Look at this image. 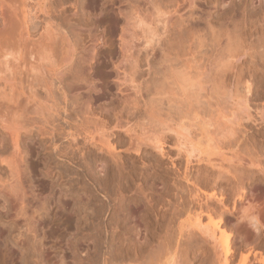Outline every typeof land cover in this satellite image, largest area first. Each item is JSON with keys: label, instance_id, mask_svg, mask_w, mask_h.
<instances>
[{"label": "bare ground", "instance_id": "obj_1", "mask_svg": "<svg viewBox=\"0 0 264 264\" xmlns=\"http://www.w3.org/2000/svg\"><path fill=\"white\" fill-rule=\"evenodd\" d=\"M23 1L0 0V75L5 73V70L12 71L11 68H14L16 65L13 64V61L15 60L17 62L19 59L21 60L22 58L20 56L26 55V58L29 57L26 61L30 63V66L27 63L30 68H33L32 66L35 68L36 65H43L42 63H44L45 60L51 61V68H53L51 69L53 71L51 80L52 88L45 85L43 86L44 81H40L42 78L39 79L38 77H32L34 83L37 84H29V91L31 92L25 100L27 102L22 99L23 103L25 102L26 104L23 105L25 106L23 110H31L38 115L39 111L47 110L45 108L47 104L44 103L54 98L53 95L55 89L64 95L65 106H63V110H60L55 106L57 111H47L49 114L48 117L46 116L44 124L48 125L52 131H47L49 128L46 129V126L41 129L39 128L40 130L38 131H40V134L43 137L46 136V138L49 139L46 144L54 146L51 151L56 155L54 156L59 159H66L69 157L68 150L62 149L61 145H59L61 142L58 143L61 136H64L63 132H65V135L69 138L70 142L67 144L70 149H77L75 153L78 155L74 153L72 154V157L68 158V160L70 161L69 163H74L76 165L77 172L75 174L80 179H72L69 170H64L60 163L54 168L50 166V170L48 169L49 173L48 171L46 173L56 177V181L60 185V188H66L65 191H67L64 193L69 195L71 200L75 201V205L73 206H77L78 208V211L76 210V212H79L80 216L78 219H81V224L83 223L85 226H81V224L78 225L82 228L90 227L91 229V227L93 228L92 225H95V220H98L99 224L102 225L99 219L103 218V212L104 214L107 212L105 211L106 207L98 211L93 208V206H97L94 205L96 198L94 197L95 199H93L92 192L88 187L81 183L83 177L81 179L82 174H79V171H82L81 168H84L83 165L89 168V162L91 163L85 150L81 148L82 146L79 147L78 145L81 138H83L84 147H89L90 151H88V154L94 156L92 161H95L96 164H98L97 169L101 168L106 162L105 164L107 165L108 170L104 176L105 181L110 180V176H113V172L116 174L114 179L117 177L120 178V175H122L124 179H127V175H124V172L127 169L125 168L126 165L124 166V163H121L122 152L137 156L139 159L143 160L146 151L152 149L157 154L164 157L167 154H165V146L167 142L173 141L172 143L176 149L177 159H181L185 162V166H182L183 179L187 184L186 188L190 190L191 196L194 197L192 204L193 202L196 203V209H187L185 207L189 205L187 203V205L184 206L185 199H183L182 194H185L186 190L183 186L184 189L182 188L179 190V194H182L181 197H178L180 198V201L178 200V202L177 200L174 202L169 199L167 193H165L166 195L162 193L163 190H157V199L148 198L145 194V185L151 183L152 186H155L158 189L161 184L158 183V179L154 182L153 180L150 182V179L154 178L153 174L150 172L152 171L154 164H146V161H144L143 165H141L146 167H143L142 169H146L144 170V175L145 173L147 175L144 176L143 172L141 173L144 177L138 181L135 189H132L129 182L124 183L123 186L121 184L119 188V190H122L120 192H123L125 189L124 192L127 194L128 191L130 192L133 190V197L121 193L119 197L116 196L115 200H120L121 203L124 202V206L116 205V208L110 206L112 203L108 205V207L113 210L112 216L107 224L108 228H106L111 229V232L113 231L112 234L110 233L111 237L109 241L110 243H114L115 241L121 242L122 260H130L133 264H158L159 262V264H191V261L188 259V256L190 255L189 253H194V257L196 256L195 258H201V260L205 261L206 255L202 248L207 245L213 250L215 257L220 263L229 264L232 256L229 234L224 226V220L228 215L224 208L227 206L228 202L233 201L234 205L231 212H234L235 204H237L236 202H242V200L245 201V199H247V192L251 193V198H253L254 201H259L262 198V195L259 193V187H250L247 185L248 183L245 182L248 176L247 174L250 173L249 166L254 162L252 158L253 139H249V136L246 137V131L242 130L245 134L243 138L245 139L246 144L245 149L242 151L240 138H237L236 135L237 132H242L240 127L243 125L239 124L242 115H244L247 120L250 119V103L253 82H255L259 74L262 76L259 83L264 82V0H259L260 7H262V15L259 16L257 10L253 11L252 14V37H255V41H253L255 42L256 48L254 55H248L251 56L249 57L250 60L248 59L241 62L247 53L243 54V47L238 45L228 52L225 51L224 53H217V55H215L216 58L214 61L216 62L218 57L219 61H226V63L222 62L224 65L220 62V64L218 62H212L213 60L206 61V63L203 62L204 64L199 62L198 64V62L196 63L195 59L190 55L191 60H193L192 63H194V61L196 63L192 64L191 61H189L190 58L188 59L189 56H186L188 51H184L186 52L184 54L185 58L187 57L186 59L188 60H184V57L182 60L181 56H183V53L182 55L179 51L171 53L172 48L169 47V51L166 48V42L163 43L165 46L163 45L164 47H161V37H158V40L153 43V38L155 37L153 35L151 39L150 36L156 31H154L153 28L157 29L158 25L161 24L163 25L161 26L163 27L162 30L167 32L171 27L170 22L172 23L170 16L169 18H163L166 16H163L165 15L164 13L162 15L159 5H156L153 2L154 0L152 1L153 3L146 0L144 7L141 6L143 7L142 9L139 6L136 11L134 10L135 12H132L135 13L134 15L138 22L141 23L140 25L143 23L146 26L145 33L149 31L145 35H142L143 39L136 38L135 36L137 34L135 36L133 35L135 38L131 35L132 41L137 39V43L141 42L142 46L143 44L145 45L143 48L145 51L138 50L136 46L139 47V45H136L137 43L135 41L132 42L130 35L127 33L129 30H124L119 37V52L114 51L116 54L118 53V56L120 55L119 60H117L118 58L116 59L117 62L113 60V58L116 57V54L111 53L110 50L106 51L97 49V46L95 47L93 44L91 47L87 46L88 48H84L82 53L80 52L82 55H79L80 57L77 59L80 62L76 64V50H72L73 47H71V44L76 41V38L73 37V35H64V38L61 37V39L65 40V43L60 42L62 45L59 49H57L58 47H55L56 50L53 48L48 49V47L45 49V46L43 47L44 49L37 47L36 45L41 43L43 39L39 42L30 40L31 37H33L31 36V27L34 25L31 20L33 21L34 18L32 19L30 10L28 9L29 6ZM115 6H109L110 9L108 10L109 12H107L119 13L118 15L121 14L122 16V8H117L119 5ZM80 10L82 11L80 12ZM80 10L76 13L74 12L76 17L80 13L83 15L86 14L83 10V3L81 4ZM131 11L133 10L131 9ZM153 11L156 15H154V18L157 17V21L159 22H157V28L156 26L153 28L151 27L153 22L156 23L154 18V21L151 19V16L153 17ZM52 12H54V10ZM46 13L47 11L44 13L45 18H47ZM48 14L49 13H47V15ZM63 18L61 21L62 25L65 23L64 26H68V28L71 29L74 28V22V24H72L71 21H68L69 19L63 20ZM45 21H47V19H45ZM30 24L33 25L30 26ZM125 31L128 35H126ZM41 36L45 37L42 34ZM128 36L130 40L128 39ZM131 43H135L136 46L133 47L134 45ZM154 44L159 47L157 48L159 50L154 48L156 47ZM29 46H32L31 49H27ZM34 46L36 47L34 48ZM24 53L25 55H23ZM17 54L20 55H18L20 58L16 56ZM189 54L192 53H188V55ZM140 56L145 58V65L147 67L146 73L143 72L142 69L144 64L142 65L140 62L141 60H138ZM9 58L13 59L10 60ZM106 59L112 62L115 66V70H117L115 74L116 77L113 78L114 81L112 82H107L108 79L103 77V61ZM49 65L50 64L48 63L47 66ZM43 68L47 71L44 65L41 69ZM33 70L35 71V69L31 70L34 73ZM38 72L40 71L38 70ZM66 72H70L68 74L73 76V80L70 79L69 81V78L68 80L64 79ZM50 73V71L47 73L50 77H48L49 80L51 79ZM1 78L5 79L6 77L0 76V89H2V91L0 90V127L4 131L5 136L11 139V144H13L14 150L22 155L20 153V144L24 138V133L22 132L25 128L20 126V123L24 119L20 121L22 115L20 114V119H18L15 112L17 114L18 111L16 110L20 111L22 109L23 103L18 101L19 97L15 93V85L9 83L6 79L5 81H1ZM230 86L232 87L230 88ZM38 87H43L45 91V98H43L45 100L43 98H39L38 100V96L40 95V93L39 95L37 94L38 92L36 89ZM54 87L56 88L54 89ZM112 88L115 89L114 92L112 91ZM230 102V112L227 113V109L225 108L227 105L225 103L230 104ZM222 106L226 109V114L225 112L221 113L223 112ZM46 107L48 108L49 106ZM193 112L195 115H192L194 118H191ZM213 113L216 114L213 115ZM95 114L104 116L106 121L97 120L98 116L97 119H88V116H95ZM85 115H88V118ZM73 116L74 118H79V120L81 118V121H77L79 122L77 125V122L74 120L76 122L75 125H73L74 127L68 126L69 131L67 132L62 128L63 126H61V122H63L64 125H69V119H72ZM203 116H209V119H207L208 121L205 119V121H202V119L205 118ZM213 116H216L218 122L213 123V119L216 121ZM132 120H135L134 122L142 120L140 126L136 125L140 130L132 128V125L134 124L135 126L136 123H133L131 127L129 126L131 124L130 121ZM17 121L19 122L17 123ZM193 121H196L198 124H205V126H202V124L201 126L200 124H195ZM88 124L92 127L93 125L94 127L96 126L95 129L98 128V125H100L101 128L97 129L98 131L94 130L91 132L89 131L91 128H89V130L87 128ZM34 125L35 124L32 126L34 127ZM211 127H214V129H211ZM121 132H124L126 134H124L125 137L128 138V142L125 141L127 143L124 142V145L121 140V142H119L116 141L115 138L117 137V133ZM61 139L63 140V137ZM73 144L74 146H72ZM45 146L48 148L47 145ZM70 149V152L73 151ZM227 149L231 150V154L229 152L230 156L225 155V150L227 151ZM218 162H228V168H224L223 164H217ZM6 164L11 175L9 174V178L5 181H1L0 178V194L4 193L5 196H7L6 198H11V200H9L10 202L12 201L13 208H15L13 213L14 218H11L9 223L14 225L15 228L19 227L20 223H23V225L20 224L22 225V227H20L22 232L20 231L18 235L13 237L12 244L6 239H4L1 244L4 242L5 247L9 244L11 247L15 248L17 260L21 264H45L47 263V257L43 254V249L39 247V232L44 231V235L53 232V228L51 227H53V222L56 221L55 219L57 218L58 212L60 209L64 211V208L62 209L64 205L62 203L61 205L58 199V195L64 190L61 189L59 194L55 197L52 195L45 196L43 189L39 185H36L37 182H34L35 178L33 179L32 176V164L25 162L23 157L20 161H9ZM238 169H241L242 173H232V171H237ZM126 174L130 176L128 171ZM96 176H89V182L93 186L94 184L95 186L98 184L100 186L101 178ZM114 182H117V180ZM224 182H226V184H224ZM67 183H71V187H69V185L66 186ZM117 184H120L119 181ZM71 188L72 190L68 191V189ZM179 194L177 193L175 196H179ZM115 200L113 202H115ZM141 203L144 204L142 205V208L140 206ZM158 206H160L161 209L159 208L157 210L156 207L158 208ZM218 209L220 210L218 211ZM161 211L163 212L162 214H160ZM186 213L188 214V218L186 222H182V229L184 230L185 228V230L184 232L179 233L180 236L177 234L179 237L174 240L172 236L170 237L169 232H171L170 230L172 229L170 224L173 222L174 218ZM8 214H6V216ZM151 214L154 216H151ZM74 216L77 217V215ZM9 217H11V214L10 216H7V218ZM166 219L170 221L168 226L171 228L169 227L166 229L164 227ZM122 224V227L119 226ZM0 227H3L0 228V236L2 238L1 231L2 229L6 230L7 228H4V224L0 225ZM81 227L77 228L80 230ZM163 228L165 229V232L160 233L163 231ZM57 229H59V226ZM133 231L134 235L131 236L134 237L132 238L128 235ZM164 233L165 235L161 237ZM143 234L145 242L140 243L141 237L139 236H142ZM155 238L158 240L156 242L158 244L157 247L165 245L166 243L175 246L173 252H167V256L164 257L167 259L165 261L163 260V263H161L162 259H160L158 263H156L157 260L156 262L153 260L156 256H153L154 253L151 248L153 247ZM182 240L184 241L182 242ZM184 245L185 248L183 247V249L182 246ZM149 246H151V248H149L151 250L147 253V248ZM254 263L264 264L263 246L257 245L254 251H251L242 257V264Z\"/></svg>", "mask_w": 264, "mask_h": 264}, {"label": "rangeland", "instance_id": "obj_2", "mask_svg": "<svg viewBox=\"0 0 264 264\" xmlns=\"http://www.w3.org/2000/svg\"><path fill=\"white\" fill-rule=\"evenodd\" d=\"M145 1L146 0H130V1L129 0H127V1L126 0H59V1L58 0H25L23 2H26V4L30 7V8L28 7V9L30 10V14L32 16V19L34 18L33 21L31 20V22L34 23V25L30 24V26L33 25V27H31V29H32L31 31L33 34V35L31 34V36H33V37H31L30 40H33L35 42H39L43 39L41 41V43L36 45L39 48H43L45 46L44 47L45 49H47V47H48V49H50V48L55 49V47L56 48L58 47L57 49H59V47L62 45L61 43H63V42L65 43V40L61 39V37H63L64 35L65 36L66 35L67 36L73 35V37L76 38V41H74L71 44V47H73L72 50H76L75 53H76V64H77L80 62L77 59H79V57L82 55L81 53H82L83 49L86 48L87 46L91 47L94 44L95 47L97 46V49H102V50H106V51L110 50L111 53L116 54V52H114V51L119 52V47H120L119 37H120V34L122 33V31L129 30V32L127 31V33L130 35V39L133 35L135 36L137 34L135 36L136 38H142L143 37L142 35H145L146 33H148L149 32L148 30H146L148 32L145 33V27L146 26L143 23H142V25H144V26L140 25L141 23L138 22L136 16L134 15L135 13H132V12H135L139 6L144 7ZM152 1L153 0H149V2H152ZM81 2L83 3V10L86 13L84 15L80 13L82 11V10H80L81 4H82ZM153 2L156 5L157 4L159 5V8L162 11V15H163V13L165 14L163 16H166V17H163V18H169V16H170L172 23L170 22L171 27L168 29L169 31H167V32L162 30L163 27H161V26H163V25H161V24L158 25V28H157V22H158L157 20L158 19H157V17L154 18L156 15L154 14V11H153L152 12L153 17L151 16V19L153 20V18H154L156 23L153 22V25L151 27L153 28L156 26L157 29L153 28L154 31L155 30L156 31L150 35L151 39L154 35V37H155V38H153V40H154L153 43H154V42H156V40H158L157 39L158 37L159 38L161 37L160 38L161 42H162V43L160 42L162 44L161 47H164L165 44H163V43L166 42V48L167 49L169 47L172 48L171 53H174V51H175V53L177 51H179V53L181 52L180 53L181 55L183 53V56H181L182 60H183V57H184V60H188L190 58V55H191V57L194 58L196 63L198 62V64H199V62L206 63V61L208 62L209 60L210 61L213 60L212 62H215L214 61L216 58L215 55H217V53L218 54L222 53V52L224 53L225 51L228 52L229 50L233 49L234 47H237L238 45L243 47V49H244L243 54L247 53L246 56L241 60V62H244L245 60H248V59L250 60L249 57H251V56H248V55H251V54L254 55L256 48H255V42H254L255 37H252L253 34H252V23H251L252 21L251 20H252L253 11H255V10L258 11L259 16L262 15V7H260L259 0H154ZM112 4L114 6L119 5V7H117V8H120V9L122 8L121 12H123V14H122L123 17L121 16V14L118 15L119 13H114V12L108 13L109 12L108 10L110 9L109 6L112 7L113 6ZM143 7H141V9ZM131 9L133 11H131ZM53 10H54V12H52ZM79 10H80V12H79L80 14L76 17L75 13L78 12ZM46 11H47V13H49L48 15L46 13L47 18H45V15H44V13ZM50 13H51V15H50ZM48 16H50V17H48ZM49 18L51 19V22H50ZM62 18H63V20L69 19L68 21H71L72 24L75 23L74 28L71 29V28H68V26H64L65 23H64V25H62L61 24ZM134 18H136V19H134ZM45 19H47V21L48 20L49 21L47 22V21H45ZM52 19H54V20H52ZM46 24L48 25V27ZM133 25H135V26H133ZM60 26H61V28H60ZM46 30H47V32H46ZM31 31H30V33H31ZM126 31H125V33H126ZM182 31H183V33H182ZM168 32H170V33H168ZM127 33H126V35H128ZM180 33H182V34H180ZM41 34L44 35L45 37L41 36ZM167 38H169V39H167ZM77 39H79V40H77ZM128 39H129V36H128ZM61 40H64V41H61ZM131 41H132V39H131ZM134 41L137 43V39H134L132 42H134ZM167 41H169V42H167ZM54 42H55V45H54ZM138 42H139V39H138ZM131 44L134 45L133 47H135L136 45H139V47L136 46V48H138V50L140 49V50L145 51L143 49L145 47V45L143 44V46H142L141 42L137 43L136 45H135V43L134 44L131 43ZM155 44H157V43H155ZM36 46H34V48ZM155 46L156 47H154V48H156V49L159 48V47H157V45H155ZM31 47L29 46L27 49H31ZM157 50H159V49H157ZM143 51H141V52H143ZM184 51H186V52L188 51V53H192V54L188 55V53H186ZM185 53H186L187 57L189 56L188 59H186L187 57L185 58V55H184ZM18 55L19 54H17L16 56L18 58L21 57L22 61L20 59L18 60V58H17V60H18L17 62H19V63H17L14 60L13 64L14 65L16 64V65H15V67L13 65V67L15 69L11 68L12 71L11 70L10 71L5 70V73H2V75H0V76L6 77L5 78L6 81L15 85L14 89L17 91V92L15 91V93L19 97V98L17 97L18 101L23 103V101L26 100L27 96L31 92V91H29L30 90L29 84H31V83H33V85L37 84V83H34V80H33L34 77L35 78L38 77L39 79L42 78V79H40V81H44L43 86L45 85L47 87H51V84H52L51 80H52V74H53V71L51 69H53V68H51V63H50L51 61L50 60H45V61H47V62L44 61L45 64L42 63L46 67L47 71H45L44 68L41 69L43 67V65H41V64H39L41 66L36 65L37 67L35 66V68H34V66H32L33 68H30L29 67L30 63L26 61V59H28L29 57L26 58L25 53L23 54L25 56L19 55L20 56L19 57ZM119 56L117 53L116 57L113 58V60L116 61L117 58H118L117 60H119ZM141 56L138 60L139 61L141 60L140 62L142 63V65L144 64L142 66V69H143V72L146 73L147 67L145 65L146 64L145 60H144L145 58L141 57ZM9 59L12 60L13 58H9ZM218 59L219 58L217 57L216 62L226 63L225 60L219 61ZM24 60L26 61V63ZM189 61H191V63H192L193 60H191V58H190ZM195 61H194V63H195ZM241 62H239V63H241ZM27 63L29 64V66L27 65ZM48 63L50 64L49 66H47ZM103 63H104L103 68H102V72L104 73L103 77L105 79H108L107 82L108 81L109 82L114 81L113 78L116 77L115 74L117 72V70H115V66L108 59L104 60ZM194 63H192V64H194ZM17 65H18V67H17ZM38 67H41V68H38ZM32 69H35V71L33 70L34 73L31 71ZM38 70L41 73L38 72ZM49 71L51 72L50 73L51 74L50 80H49V78H50L49 75H47V73ZM68 73H70V72L65 73L64 79L68 80V78H69V81H70V79L73 80V76L71 74H68ZM40 74H41V76H40ZM112 74H113V76H112ZM105 75L106 76L108 75V76L106 77ZM261 78H262V76H261V74H259L257 79L255 80V82H253V85H252L253 90H252L251 103H250V112H251L250 113L251 114L250 119L247 120V118L244 117V115H242L241 120L239 121V124L243 125L242 127H240V130L246 131L245 132L246 137L249 136V139L250 138L253 139V141L252 140L251 141L253 144L252 158H253L254 162H252L251 166H249L250 173L247 174L248 176H247V179L245 182H247L248 183L247 185L250 187H255V186L259 187V191H260L259 193L262 195V198L259 201H254V199L251 198L252 197L251 193L247 192V195H246L247 199H245V201L242 200V202L237 201L236 202L237 204H235V211L234 212L233 211L231 212V209L233 208V205H234L233 201L228 202L227 206H226L227 208L226 207L224 208V210L228 214L224 220V226L227 230V233L229 234V242H230V249H231V256H232L231 262L229 264H242V257L245 256L246 254H248L249 252L254 251L256 249L257 245L264 247V82H262L263 84L259 83ZM5 79L1 78V81H5ZM53 84H55V83H53ZM231 87L232 86H230V88ZM38 88H40V89H38ZM38 88L36 89L38 92L37 94L39 95V93H40V95L38 96V100H39V98H43V97L45 98V93H44L45 91H44L43 87H38ZM55 88L56 87H54V89ZM0 90L2 91V89H0ZM112 91L114 92L115 89L112 88ZM54 92H55L53 95L54 98L52 100L45 102L44 101L45 99L43 98L44 100H42V101L45 102V103L44 102L43 103L47 104L46 106H49L48 107L49 109L44 105L47 110L43 109L46 111H39L38 115H36L37 113H34L31 110H28V111L26 109L23 110V108L25 107L23 105L27 101H25L22 104V109L20 111L16 110L19 113V115H18V113L16 114V112H15V115L18 117V119H20V114L22 115L20 121L22 119H24L20 123L21 125L19 124L20 126H23V128H25V129H23L25 132L24 131L22 132V133H24V138L20 144V153L22 155L18 154V152L16 150H14L13 144H11L12 143L11 139L9 137L5 136L4 131L0 127V178H1V181L7 180V178H9V176L11 175L9 172V169L7 168L6 163L9 161H16V160L20 161L21 158L23 157L25 162H29L30 164H32L33 174H34V175L32 174V176H33V179L35 178L34 182L35 183L37 182L36 185H39L43 189L45 196H49V195L51 196L52 195L55 197L59 194V191L61 189L64 190L60 195H58L59 196L58 199H59L60 204L62 203L64 205L62 207V209L64 208V211L60 209V211L58 212L57 218L55 219L56 221L53 222L54 223V224H52L53 227H51V228H53V232H51L50 234L48 233L49 235L48 234L44 235V233H45L44 231L39 232V244H40L39 247H41L43 249L42 252L47 257L46 258L47 263H45V264H133V262H131L130 260H126V259L122 260V258H121L122 249L120 247L121 242L115 241L114 243H110V241H109L113 231L111 232V229H106V228H108L107 224H108L109 219L112 216L113 210L110 207H108V205L112 203L110 206L116 207V208L119 205L120 206L123 205L124 202L121 203L120 200L119 201L115 200L116 196L119 197V195L121 193L127 194L126 192H124L125 189L123 190V192H120V191H122V190H119L120 185L122 184V186H123L124 183L129 182L130 185L132 186V189L134 190L135 187L137 186L138 181H140L141 178H143L145 175H147L146 173L144 175V170H146V169H142L143 167L146 168L145 166H142L144 161H146V164H150V163L154 164V166H153L154 172H153V169L150 172L153 174V177L155 179L154 178L150 179L151 180L150 182H152V180L154 182L158 179V183L161 184V186L158 187V189L155 186H152L150 182H149L150 184L145 185V188H144L145 194H146V196H148V198L157 199L158 198L157 190H161V191L163 190L164 192L162 191V193H164V194L167 193L169 196V199L173 200L174 202H176V200H177V202H178V200L180 201V198H178V197H181V194H182V193L179 194L180 193L179 190L184 187L186 190V193L182 194L183 199H185L184 200V202H185L184 206L189 204V205H187L188 207L185 206L187 209L188 208L196 209V203L193 202V204H192L194 197L191 196L190 190H188V188H186L187 184L183 179V174H182L183 173V167L182 166H185V162H183L181 159H177L176 149L172 143L173 141L167 142V144L165 146V154L166 153L167 154L164 157L157 154L152 149H148L146 151V153L144 154L145 158L143 160L139 159V157H137V156H134L131 154H130L131 155L130 156L126 152H122L121 153V155H122L121 156V158H122L121 163H124V166L126 165L125 168H127V169L124 172L125 173L124 175L125 176L127 175V177H126L127 179H124L122 177V175H120L121 179L118 177H117L118 179L117 178L114 179L116 174L113 172V176L112 175H111L112 177L110 176V180L105 181L104 176L106 175L107 170H108V167L105 164L106 162L101 166V168L97 169L98 164H96L95 161L94 162L92 161L94 156L88 154V151H90L89 147L88 148L86 146L84 147L83 138H81V139L79 138L80 139V141H79L80 143L78 144L79 147L82 146L81 148H83L85 150L88 159L92 163L91 164L89 162V164H90L88 166L89 168H87V167H85V165H83L84 168H81L82 171H79V174L80 173L82 174L81 179L83 177L81 183L83 185H85L86 187H88V189L92 192V198L93 199L96 198L94 205L95 206L97 205V206L96 207L93 206V208L96 209V211H98V210L106 207L105 211H107L105 214L103 212V215H104L103 218L99 219L101 221L102 225L99 224L98 220H95L94 223L96 226L92 225L93 228L92 227H91V229H90V227L89 228L88 227L82 228L81 226L82 225L85 226V224H83V223L81 224L82 220L78 219V218H80L79 212H76V210L78 211V208H77V206H73V205H75L74 204L75 201L71 200L70 196L65 194L67 191V190L65 191L66 188H64V187L60 188V185L56 181V177H54L52 175H48L49 170H50V166L52 168H54V167H56V165L58 163H60L62 165V167L64 168V170H69V172L71 173L70 177L72 179H80L75 174L77 172L76 165L74 163H69L70 161L68 160V158L72 157V154H74L77 149L71 148L73 150V151H71L72 153L69 151L70 147L68 144L70 141H69V138L65 135V132H63L64 136L66 138L64 136H61V138L63 137V140L60 138V141H58V143L61 142L59 145H61L62 149L68 150L69 157L66 159L65 158L59 159L58 157H55L56 155L51 151V149H53L52 147H54V146L53 145L51 146L50 144H46V142H48L49 139L46 138V136L43 137L40 134V131H38L41 128H44L45 126H46V129L49 128L48 125L44 124V120H45L46 116L48 117V114H49L48 112H50V111L52 112L54 110L57 111L55 106L58 107V109H60V110H63V108H64L63 106H65L64 105V102H65L64 95H62L60 92L56 91V89L54 90ZM18 94H20V95H18ZM22 99H24V100L22 101ZM225 104L227 106L225 107V105H224V107L227 109V111L222 106L223 112H221V113H224L225 111L227 113L230 112L229 108L231 106V102H230V104L229 103L228 104L225 103ZM52 108H54V109H52ZM30 112H32V113H30ZM45 112H47V113H45ZM226 112H225V114H226ZM45 114H47V115H45ZM215 114L216 113H213V115H215ZM192 115H195L194 112H193V114H191V118H194V116H192ZM97 116H98V119H97ZM216 116H213V118L215 117L216 121L212 118L213 123L218 122ZM28 117H29V119H28ZM88 117H87L88 119L94 118V119H97L100 121H106L105 117L101 116L99 114H95V116L90 115ZM203 117H205V118L202 119L200 117L202 119V121L209 119V116L208 117L203 116ZM16 118H15V120H16ZM75 118L73 116L72 119L71 118L69 119V123H70L69 125H67V124L64 125V123L61 122L63 124V125L61 124V126H63L62 128L68 132L69 131L68 126L74 127L73 125H75V123L77 121H79V122L81 121V118H80V120H79V118L78 119L77 118L75 119ZM210 118H211V116H210ZM132 121H130L131 124L129 126L131 127V125L133 123H136L135 126H134V124L132 125L133 126L132 128L140 130V128L137 127L136 125L140 126L142 124L141 123L142 120H140V121L137 120L136 122H134L135 120H132ZM18 122L19 121H17V123ZM35 122H37V123H35ZM79 122H77L76 124L78 125ZM193 123L198 124V123H196V121H193ZM33 124H35L34 127L32 126ZM201 124H200V126H201ZM0 126H1V124H0ZM90 126L88 124L87 128H88V130H89V128H91L89 130L91 132L101 128L100 125L97 126L98 127L97 129H95L96 126L94 127V125H93V127L92 126L90 127ZM202 126H205V124L204 125L202 124ZM199 128H201V127H199ZM49 129H47V131L51 132L52 131L51 128H49ZM211 129H214V127L213 128L211 127ZM124 132L117 133V137H115L116 141H119V142L122 141L123 145L128 142V138L125 137L126 134ZM242 132H237L236 137L240 138L241 149L243 151L245 149L246 144H245V139L243 138V136L245 134H244V132L243 133ZM64 139H65V141H64ZM125 141H127V142H125ZM62 142H63V144H62ZM45 145H47L48 148H46ZM72 146H74V144ZM229 150L230 149H227L228 153L225 150V152H226L225 155L230 156L229 152L231 154V150L230 151ZM75 154L78 155L77 153H75ZM147 161H150V162H147ZM173 164H174V166H173ZM217 164H223L224 168H228V166H227L228 162H218ZM95 165H96V167H95ZM47 171H48V173H46ZM127 171H128V173H130V176H128V174H126ZM142 172H143L144 176H142V174H141ZM232 173L233 174H240V173H242V170L238 169L237 171H232ZM74 175H75V177H74ZM131 175L132 176L135 175V176L132 177ZM89 176L90 177L91 176L100 177L101 178V185L100 186H99V184L96 186H95V184H94V186L91 185L89 182ZM129 177L132 179H130ZM133 179H134V182H133ZM115 180H117V182H114ZM159 180L162 182H160ZM118 181L120 184H117ZM70 184L71 183H67L66 186L69 185V187H71ZM224 184H226V182H224ZM69 190H72V188L68 189V191ZM133 190H131L130 192L128 191L127 195L129 197H131V196L133 197V195H132ZM187 190H188V192H187ZM177 193L179 194V196H175V194H177ZM6 197L7 196H5L4 193L0 194V225L4 224V228H7L6 230L2 229V231H1L2 232L1 235L3 236L2 237L3 239L0 236V238H1L0 239V264H21L17 260L16 249L11 247V245H9V244H7V247H5L4 242L2 243L3 245L1 244V242L4 241V239H6L7 241L10 242V244H12L13 237L18 235V233L20 231L22 232V229L20 230V227H22V225H23V223H20L22 225L19 224V227L15 228L14 225L9 223V220L11 218L12 219L14 218L13 213H14L15 208H13V204L11 203L12 201L10 202L11 198H9L10 199L9 200ZM111 197H114V198H111ZM111 199H113V200H111ZM114 200H115V202H113ZM96 202H97V204H96ZM142 205H144V204L141 203V205H140L141 208L143 207ZM239 206H241V207H239ZM159 208L161 209L160 206H158V208L156 207L157 210ZM220 209H218V211ZM162 213L163 212L161 211L160 214H162ZM6 214H8L9 216L11 214V217L7 218L8 215L6 216ZM74 215H77V217H75ZM4 216H5V218H4ZM151 216H154V215L151 214ZM152 218H154V217H152ZM187 218H188V214L186 213V214L180 215L179 217L174 218L173 222H171L170 225H171L172 229L171 230L169 229L171 231L169 233H170V237L172 236L174 238V240H176L180 236L179 233L184 232L185 228L183 230L182 225L184 222H186ZM152 220H154V219H152ZM165 221H166L167 225L164 222V227L166 229H168L170 227V226H168L170 221L168 219H166ZM78 224H81V226ZM58 226H59V229H57ZM119 226L122 227L123 224L119 225ZM77 227H81V229L79 230ZM0 228H3V227H0ZM84 229H85V231H84ZM10 230H12V231H10ZM164 230L165 229L163 228V231H161L160 233L165 232ZM131 235H134V231L130 232L128 236L132 237ZM164 235H165V233L162 234L161 237ZM139 237H141L140 243H144L145 242L144 234L142 236H139ZM93 239H96V240H93ZM95 241H98V242H95ZM154 241H155L154 242L155 246H154V243H153L152 248H151V246H149L147 248L148 249L147 253H148V251L153 249V253H154L153 256H156L153 259V260H155L154 262H156V260H157L156 263H158L160 261V259H162L161 263H163L167 259L164 257L167 256V254L169 252L170 253L173 252L175 246L173 244L171 245V244L166 243L165 245L157 247L158 244L156 242L158 240L155 238ZM171 241H172V239H171ZM183 241L184 240H182V242ZM183 247L185 248V245L182 246V248ZM149 248H151V249H149ZM202 250L205 251V255H206L205 261L201 260V258H195L196 256L194 257V253H189L190 255L188 256L189 257L188 259H189V261H191V264H222L217 260V258L214 255L213 250L208 245L206 247L203 246ZM112 255H114V256H112ZM251 259H253V258H251ZM254 264H256V263H254Z\"/></svg>", "mask_w": 264, "mask_h": 264}]
</instances>
